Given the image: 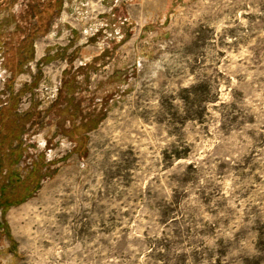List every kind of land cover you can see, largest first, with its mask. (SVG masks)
<instances>
[{
	"label": "rangeland",
	"instance_id": "rangeland-1",
	"mask_svg": "<svg viewBox=\"0 0 264 264\" xmlns=\"http://www.w3.org/2000/svg\"><path fill=\"white\" fill-rule=\"evenodd\" d=\"M0 264H264V0H0Z\"/></svg>",
	"mask_w": 264,
	"mask_h": 264
}]
</instances>
